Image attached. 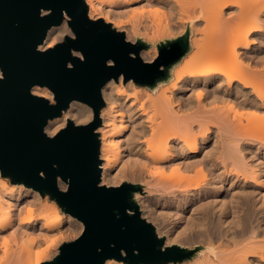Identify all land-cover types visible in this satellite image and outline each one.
<instances>
[{
	"label": "bare ground",
	"instance_id": "1",
	"mask_svg": "<svg viewBox=\"0 0 264 264\" xmlns=\"http://www.w3.org/2000/svg\"><path fill=\"white\" fill-rule=\"evenodd\" d=\"M122 2L130 13L140 5L141 11L157 5L186 19L196 52L183 58L170 83L156 93L129 81L125 85L121 77L102 88L101 185L118 183L124 165L131 172L142 169L146 189L169 201L165 214L175 226L162 230L165 244L185 242L197 250L196 260L182 264H264V56L254 52L253 41L264 34V0H85L88 17L110 19ZM156 18L150 25L167 31L170 21L163 25L165 19ZM65 35L72 36L66 21L47 31L39 49L53 47ZM156 54L145 60L152 62ZM189 92L196 93V101ZM31 93L53 103L46 88L35 86ZM91 119L88 106L71 102L44 131L53 136L67 120L86 124ZM41 201L38 192L0 178V264H40L47 250L38 257L35 247L46 243L49 248L67 235L61 227L75 219ZM37 203L43 209L34 214L29 205Z\"/></svg>",
	"mask_w": 264,
	"mask_h": 264
},
{
	"label": "water",
	"instance_id": "2",
	"mask_svg": "<svg viewBox=\"0 0 264 264\" xmlns=\"http://www.w3.org/2000/svg\"><path fill=\"white\" fill-rule=\"evenodd\" d=\"M64 21L72 36L40 50L47 31ZM146 48L140 40L128 42L102 19L91 20L85 0H0V176L49 197L83 226L78 237L41 264H175L193 254L166 246L141 217L134 199L141 185H101L96 131L105 106L102 88L120 77L145 86L167 78L189 49V29L159 43L152 62L140 57ZM35 86L48 89L53 103L33 95ZM71 102L90 107L92 119L67 120L48 136L47 122Z\"/></svg>",
	"mask_w": 264,
	"mask_h": 264
},
{
	"label": "rangeland",
	"instance_id": "3",
	"mask_svg": "<svg viewBox=\"0 0 264 264\" xmlns=\"http://www.w3.org/2000/svg\"><path fill=\"white\" fill-rule=\"evenodd\" d=\"M141 6V5H140ZM139 6V7H140ZM153 6V5H152ZM149 6V7H147V8H145V7H143V11H141L140 9H139V7H137V10H138V12H139V10L142 12V14H140L141 12H137V11H134V10H132V12L130 13L129 11H131L129 8H127L126 6H125V3L124 2H122V3H118V5H116V7H114L113 9L116 11H114V14H113V16H111L110 17V19H107V18H98V19H95V20H99V19H102L105 23H108V24H110L111 25V27L113 28V29H115L116 31H118V32H122L124 35H125V39L128 41V42H131V43H137V41L138 40H140V41H142L143 43H145L146 45H147V48L146 49H144V50H142L141 52H140V57H141V59L143 60V61H145V62H150V61H147V60H145L146 58H149V57H152V56H154V54L155 53H157L158 54V51H157V45L159 44V43H161V42H165L166 40H172V39H175V38H177V37H180L181 35H183L184 33H185V31L187 30V29H189V49H188V51H187V53L185 54V56L184 57H182L179 61H177L175 64H173L171 67H170V69H169V72H168V76H167V78H165V79H161L160 81H157L153 86H145V85H139V84H135V83H133L132 81H129L130 82V84L132 85L133 84V86H136L137 88H141V89H146V90H149L151 93H156V92H158V91H160L161 89H163V88H165L169 83H170V79H171V77H172V72H173V70H174V68H176L179 64H180V62L183 60V58H185L186 57V55H191V54H193L194 52H196V50H191V47H190V38L191 37H193V34H192V32H190L191 30H190V28L189 27H187V22H186V19L184 20L183 18H181V17H179L175 12H168V10L167 9H165V7H164V9H163V7H162V9L164 10H161L160 12L161 13H154L153 11H151L152 10V8L153 7H155V6H157V5H155V6ZM127 9H129V11L128 10H126V8ZM161 7V6H160ZM156 8V7H155ZM142 9V8H141ZM148 9V10H147ZM118 10V11H117ZM147 10V11H146ZM133 11L134 12H136L137 14H135V13H133ZM123 12V13H122ZM149 12H151V13H149ZM126 13V14H125ZM127 13H130V14H127ZM147 13V14H146ZM170 13V14H169ZM136 15L137 17H138V19L135 17H133V15ZM147 15V17H145L146 15ZM151 14V15H150ZM155 14L157 15V16H155ZM128 15V16H127ZM141 15V16H140ZM152 15H154L155 17H158L159 16V18L162 20V18L163 19H165L164 21L162 20V21H160V22H163V25H164V22H165V24H166V22H168V25H169V21H170V27L169 26H165V27H169V29H171V30H169V29H167V31L165 30V32L164 31H159V30H156L155 28H156V26L154 25L155 24V21L157 20V18L155 19V20H153L155 17H153ZM172 15H174V16H172ZM179 18H181L180 19V23H182L183 22V20H184V22L182 23V25L178 22V17ZM153 17V18H150V17ZM169 16V17H168ZM172 18H171V17ZM144 17V18H143ZM175 17V18H174ZM132 18V19H131ZM169 18H171V19H169ZM134 19H136L137 21H135ZM152 19V20H151ZM159 19V20H160ZM183 19V20H182ZM92 20V19H91ZM150 21V22H149ZM158 21V20H157ZM175 21V22H174ZM135 22V23H134ZM151 22L153 23L154 22V24H152V25H150L151 24ZM143 23V24H142ZM147 23V24H146ZM174 23V24H173ZM200 23V26H199V28L202 26V24H201V22H199ZM199 23L197 22V23H195L196 24V26H197V24L199 25ZM135 24V25H134ZM181 25V26H180ZM134 28H133V27ZM154 26V27H153ZM183 26V27H182ZM195 26V27H196ZM69 28V27H68ZM145 28V29H144ZM198 28V27H197ZM183 29V30H182ZM185 29V30H184ZM66 36V35H65ZM64 36V37H65ZM63 37V38H64ZM63 40V39H62ZM61 40V41H62ZM61 41H59V42H61ZM59 42H57V43H59ZM56 43V44H57ZM258 44H260L257 40H256V46H254V47H256V48H254V52L256 51L258 54L260 53V52H262V54H263V56H264V47H262L261 46V44L260 45H258ZM157 54H156V57H157ZM261 55V54H260ZM155 57V58H156ZM154 58V59H155ZM256 66H259V65H256ZM124 82V81H123ZM128 81L127 82H124V84L126 85V83H129ZM200 90H203L202 88H199ZM202 93H203V95H204V93H205V91H202ZM196 95V93H192V92H189L188 93V98H191V100H195L196 101V99H193L194 98V96ZM103 99V98H102ZM104 101V100H103ZM194 102V101H193ZM90 108V107H89ZM91 109V108H90ZM92 111V110H91ZM97 133H98V131H96ZM99 134V133H98ZM99 138H100V134H99ZM103 162H102V160H101V164H102ZM121 166H123L122 165V163H120L119 164V166L117 167V168H119V167H121ZM128 165H124L123 166V168H119V170L120 171H122V170H125V171H122V173H124V175H123V177H121V178H119L117 181H118V183H113V184H111L110 186H118V185H120L121 183H124V182H127V183H131V184H139V185H141L142 186V191H141V193H136L135 194V196H134V199H135V201L137 202V204H138V206H139V211H140V214H141V217L143 218V219H145L147 222H149V223H151L152 225H153V227L155 228V230H156V233H157V235L159 236V237H163L164 239H166V233H163V231L162 230H165V227H166V229H168L169 227L171 228L172 226L174 227L175 225H174V223H172L173 221H172V219H169L170 218V216H168L167 214H165V213H167V209L168 208H166L167 206L165 205V203H167V202H169L168 200H166V199H163V195L162 196H160V194H158V193H154V192H149L147 189H146V173L144 172V171H142V169H140L139 167H136V169L135 168H133V170H132V172H131V169H128L129 167H127ZM126 167V168H125ZM137 168H139L140 169V171L137 169ZM127 169H128V171H127ZM141 172V173H140ZM144 172V173H143ZM131 173V174H130ZM137 174V175H136ZM132 175V176H131ZM127 176V177H126ZM144 177V179H142L143 177ZM135 177H136V180H135ZM1 178V177H0ZM148 178V177H147ZM148 180V179H147ZM144 181V182H143ZM6 182L9 184V185H13V184H11V183H9V180L8 179H6ZM63 184V183H62ZM154 193V194H153ZM150 194V195H149ZM159 195V196H158ZM41 198V197H40ZM165 198V197H164ZM41 200L44 202V205H43V207H54L55 209H57V210H59V212H61L60 211V209H59V207L54 203V202H52L50 199H49V197H45V198H41ZM146 200V201H145ZM162 200V201H161ZM167 202H166V201ZM41 201V202H42ZM143 201H145V202H148V204L146 203H142L141 204V202H143ZM41 202H39V203H41ZM161 202V203H160ZM162 202L164 203V204H162ZM39 203H37V205L35 204V205H29V208H32V206H33V210L35 211V213L34 214H37V213H39L38 211H40L41 209H43L42 207H40V206H42V205H40V206H38L39 205ZM160 203V204H159ZM43 204V203H42ZM145 205V206H144ZM147 205V206H146ZM35 206H38V207H40V208H36ZM150 207V208H147V207ZM36 209H35V208ZM147 209H146V208ZM153 207V208H152ZM37 209H39V210H37ZM145 209V210H144ZM153 210L154 212H155V215L157 216H154V217H152V218H150L149 216L150 215H147L148 213H147V211L148 210ZM157 209V210H156ZM32 210V211H33ZM36 211H37V213H36ZM160 211V212H159ZM145 212V213H144ZM159 212V213H158ZM164 212V213H163ZM161 213V214H160ZM163 213V214H162ZM62 214V213H61ZM144 215V216H143ZM154 218V219H153ZM156 218V219H155ZM74 221H76V220H74ZM71 222L70 224H63L62 225V230H64L65 231V233H67V235L66 236H64L59 242H57V243H55V245H52V246H50L49 248L47 247V244L46 243H41L39 246H37V247H35V249L33 250V252L34 253H40V252H42V251H45V250H47V256L43 259V261L42 262H46V261H49V260H51V259H53V257H55L57 254H58V249H59V247L63 244V243H66V242H70V241H72V240H74L76 237H78L79 235H80V233L82 232V230L80 231H78V229L77 228H79L80 227V223L77 221L76 223L75 222ZM153 221V222H152ZM167 221V222H166ZM80 225H79V224ZM169 223V224H168ZM73 224V225H72ZM75 224V225H74ZM161 224V225H160ZM69 225V226H68ZM72 225V226H71ZM79 225V226H78ZM163 225H164V227H163ZM170 225V226H169ZM68 226V227H67ZM71 227V228H70ZM69 228V229H68ZM158 228V229H157ZM72 229H73V231H72ZM79 229H81V228H79ZM83 229V228H82ZM159 230V231H158ZM160 230H161V232H160ZM67 231V232H66ZM71 231V232H70ZM69 232H70V234H69ZM75 232V233H74ZM65 233H64V235H65ZM73 234V236H71ZM77 234H79V235H77ZM69 235H70V237H69ZM180 238V237H179ZM178 238V239H179ZM183 239V238H182ZM181 238H180V240H182ZM181 242V241H180ZM186 243H188V242H186ZM183 244H185V242L184 243H182L181 242V244L180 243H176V244H173V245H176V246H179V247H181V248H183V249H186V250H188V251H192L193 252V254L191 255V257H189L188 259H186V260H184V261H182V263H184V262H193L194 260H196L198 257H197V250H196V248L194 247V246H192V245H190L189 243V245H183ZM166 246H171V245H167V244H165ZM190 246V247H189ZM0 248H1V245H0ZM41 262V263H42ZM40 263V264H41ZM118 263H122V262H118ZM181 262H179V263H175V264H182ZM169 264H173V263H169Z\"/></svg>",
	"mask_w": 264,
	"mask_h": 264
},
{
	"label": "snow or ice",
	"instance_id": "4",
	"mask_svg": "<svg viewBox=\"0 0 264 264\" xmlns=\"http://www.w3.org/2000/svg\"><path fill=\"white\" fill-rule=\"evenodd\" d=\"M152 11H154V12H159L160 11V9L159 8H156V9H152ZM255 40H261L262 42H264V34H258V35H256V36H254L253 37V41H255ZM45 173L43 172V171H41L40 172V175H44ZM38 255V257H39V253L37 254ZM37 264H39V261L37 262Z\"/></svg>",
	"mask_w": 264,
	"mask_h": 264
}]
</instances>
